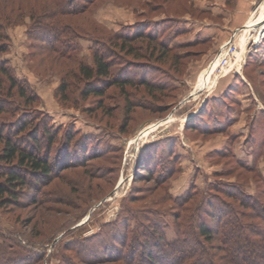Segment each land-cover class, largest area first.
Returning a JSON list of instances; mask_svg holds the SVG:
<instances>
[{
  "label": "rangeland",
  "instance_id": "374dc122",
  "mask_svg": "<svg viewBox=\"0 0 264 264\" xmlns=\"http://www.w3.org/2000/svg\"><path fill=\"white\" fill-rule=\"evenodd\" d=\"M262 2L239 27L236 0H0V130L35 129L53 161L46 184L27 176L0 205V244L39 256L28 264H131L145 234L181 241L200 216L233 211L264 247ZM232 35L236 61L216 70ZM93 51L118 79L101 96L78 71Z\"/></svg>",
  "mask_w": 264,
  "mask_h": 264
},
{
  "label": "trees",
  "instance_id": "16d2710c",
  "mask_svg": "<svg viewBox=\"0 0 264 264\" xmlns=\"http://www.w3.org/2000/svg\"><path fill=\"white\" fill-rule=\"evenodd\" d=\"M53 34L56 35V32L53 31ZM2 51L3 47L0 46V52ZM54 52H59V50L55 49ZM92 60L93 65L91 66L79 63L78 71L83 82L93 84L90 87V92L101 96L103 91L98 84L111 81V84L116 85L118 79L113 77L112 65L105 54L93 51ZM0 70L5 71L2 66H0ZM9 79L12 81V88H19L14 79L11 77ZM21 89L23 90L22 87ZM7 106L3 104L0 107V113L4 110L8 111ZM26 126L27 124H24L18 131H25L28 128ZM39 128L44 129L43 136L47 138V143L50 145L53 138L52 132L45 126H38L37 129ZM30 129L32 127L27 130L30 131ZM32 130V134L27 137L20 135L16 141H12L7 131L3 133L0 130V142H3L0 151V205L9 201L16 202L18 193L23 194V190L32 188L35 182L27 179V176H35L39 182L46 184L43 179L49 177V174L53 172V161L49 159L48 153L38 150V144L41 140L35 135L36 130ZM29 139L33 140V149L30 147ZM23 142L26 145H23ZM145 167V165H142V170ZM31 198L33 200L31 204H36L35 197ZM201 217L195 219L193 223V229L188 234L190 240L185 231L180 232L179 230H176V234L186 235V238L173 242H167L162 232L155 233L156 235L159 234L157 239H154L155 235L153 233H142V235L145 234L144 238H146L145 243L141 245L142 249L148 250L142 251L139 261L131 264H264V247L252 237H249V233L254 234V232L246 229L241 223L238 213L228 211L225 221L220 218L215 223L213 221L214 215H210V220ZM209 231H213L212 234L217 236L220 245H222L224 257L217 258L216 255L211 254L206 249L204 240H211L208 235ZM119 244L122 243L119 242ZM8 249L7 244H0V264H28V262L40 260L38 255L26 254L23 251L10 253ZM152 249L156 252H153ZM130 258L133 257L129 252L128 259ZM220 260L221 262H219Z\"/></svg>",
  "mask_w": 264,
  "mask_h": 264
},
{
  "label": "crops",
  "instance_id": "0c3cea01",
  "mask_svg": "<svg viewBox=\"0 0 264 264\" xmlns=\"http://www.w3.org/2000/svg\"><path fill=\"white\" fill-rule=\"evenodd\" d=\"M257 1L264 0H236V6L234 9H231L229 12L234 16L235 25H239V27H243V24H246L249 21H253L257 19L259 14L261 13V5L258 8L254 7V4ZM255 9V10H254ZM234 25L229 27V29H236Z\"/></svg>",
  "mask_w": 264,
  "mask_h": 264
},
{
  "label": "built area",
  "instance_id": "2783aa9c",
  "mask_svg": "<svg viewBox=\"0 0 264 264\" xmlns=\"http://www.w3.org/2000/svg\"><path fill=\"white\" fill-rule=\"evenodd\" d=\"M250 32L248 33L249 35H250ZM243 34H244V32L242 30V33L238 37H240ZM232 36L233 37L230 38V41H228L226 43V46H225L224 50L215 58V59L219 60V68L218 69H220V70H223L224 67H228V65H230L231 62H235L236 61V58H237L236 55H237L238 49H237L236 43L233 41L235 36L234 35H232ZM256 36L252 40H255ZM237 41H238V39H237ZM232 58H234V60H232Z\"/></svg>",
  "mask_w": 264,
  "mask_h": 264
},
{
  "label": "bare ground",
  "instance_id": "6f19581e",
  "mask_svg": "<svg viewBox=\"0 0 264 264\" xmlns=\"http://www.w3.org/2000/svg\"><path fill=\"white\" fill-rule=\"evenodd\" d=\"M250 22H251V21L247 22V24H248L247 26H249ZM214 65H217V67H216V70H217V69L219 68V60H218V59H215V60L213 61V66H214ZM216 70H215V71H216Z\"/></svg>",
  "mask_w": 264,
  "mask_h": 264
}]
</instances>
